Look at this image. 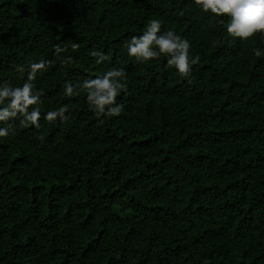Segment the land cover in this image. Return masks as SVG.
<instances>
[{
    "label": "trees",
    "instance_id": "obj_1",
    "mask_svg": "<svg viewBox=\"0 0 264 264\" xmlns=\"http://www.w3.org/2000/svg\"><path fill=\"white\" fill-rule=\"evenodd\" d=\"M150 19L199 54L189 77L127 55ZM226 23L193 0H0V81L46 59L41 112L67 107L0 138V264H264V37ZM112 67L123 109L101 123L62 85Z\"/></svg>",
    "mask_w": 264,
    "mask_h": 264
},
{
    "label": "clouds",
    "instance_id": "obj_2",
    "mask_svg": "<svg viewBox=\"0 0 264 264\" xmlns=\"http://www.w3.org/2000/svg\"><path fill=\"white\" fill-rule=\"evenodd\" d=\"M198 8L217 17H224L227 23L224 29L231 38L240 41L260 34L264 37V0H193ZM73 48L77 45L73 44ZM127 55L141 64L166 59V67L174 69L181 78L189 77L192 66L199 60V54L191 52L190 41L172 29L161 30L160 19H150L139 35H132L125 44ZM65 49L59 44L54 46L57 56ZM90 56L96 64H101L107 57L96 49L90 50ZM255 56L264 55V49H253ZM72 57L65 56L61 63H71ZM48 61L41 59L29 63L27 69L17 64L16 70L26 72V78L20 84L0 81V138L14 134L13 122L20 125L39 127L41 119L55 123L57 119H67L66 106L41 112L42 92L37 90L34 81L47 71ZM126 72L122 68L112 67L102 75L88 77L75 82L65 80L62 87L66 97L79 95L80 89L86 93L85 100L99 122L104 118L119 116L123 105L117 97L126 89ZM6 125V126H5Z\"/></svg>",
    "mask_w": 264,
    "mask_h": 264
},
{
    "label": "rangeland",
    "instance_id": "obj_3",
    "mask_svg": "<svg viewBox=\"0 0 264 264\" xmlns=\"http://www.w3.org/2000/svg\"><path fill=\"white\" fill-rule=\"evenodd\" d=\"M136 225L138 226L137 230H138V234H137V241L140 240L141 238L143 239L145 237V233H147V230L149 229L151 223L147 222V221H140L137 220L136 221ZM141 239V240H142Z\"/></svg>",
    "mask_w": 264,
    "mask_h": 264
}]
</instances>
